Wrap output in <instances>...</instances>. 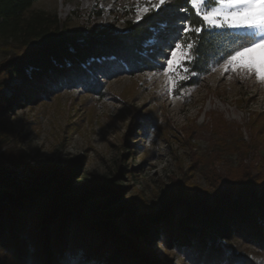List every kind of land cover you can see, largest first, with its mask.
<instances>
[{
	"label": "trees",
	"instance_id": "1",
	"mask_svg": "<svg viewBox=\"0 0 264 264\" xmlns=\"http://www.w3.org/2000/svg\"><path fill=\"white\" fill-rule=\"evenodd\" d=\"M34 2L0 0V38L18 42L11 57L0 61V125L16 105L39 103L62 89L99 79L155 69L152 53L176 31L175 14L162 12L129 21L119 31L92 26L79 40L60 30L55 14L31 10ZM191 22L198 26L194 15ZM224 50L214 39L203 41L199 77L219 65ZM12 78L18 83L6 96L2 89ZM14 172L10 164H0L5 264H62L69 250L84 257L85 264H174L173 257L193 264L186 254L195 264H239L241 254L226 243L237 239L264 251V182L228 177L221 182L222 176L208 175L210 191L193 194L182 185L183 191L173 190L158 208L138 215L133 206L115 203L123 189L97 185L81 194L72 190L77 174L71 169H48L23 182Z\"/></svg>",
	"mask_w": 264,
	"mask_h": 264
},
{
	"label": "rangeland",
	"instance_id": "2",
	"mask_svg": "<svg viewBox=\"0 0 264 264\" xmlns=\"http://www.w3.org/2000/svg\"><path fill=\"white\" fill-rule=\"evenodd\" d=\"M136 5L137 0H35L31 10L55 14L60 30L81 40L92 26L114 32L137 22ZM17 46L0 38V61ZM238 62L256 63L264 76V47ZM99 80L94 92L65 88L39 103L7 110L0 152L2 164L15 168L18 181L48 169H71L77 174L72 190L123 189L115 203L133 206L138 215L149 213L148 205L158 208L173 190L210 191L208 175L222 176L221 182L224 177L264 182V80L254 73L222 72L218 65L172 92L156 68ZM17 83L8 79L3 93L11 95ZM146 112L155 122L147 135L137 119ZM118 171L121 175L113 179ZM226 243L241 254L239 264H264L260 248L240 239ZM172 261L184 263L176 257Z\"/></svg>",
	"mask_w": 264,
	"mask_h": 264
},
{
	"label": "snow or ice",
	"instance_id": "3",
	"mask_svg": "<svg viewBox=\"0 0 264 264\" xmlns=\"http://www.w3.org/2000/svg\"><path fill=\"white\" fill-rule=\"evenodd\" d=\"M162 12L175 14L176 31L161 44L159 50L152 53L151 63L167 78L169 92L178 91L192 77H199L196 68L201 47L203 41L210 39L216 41L218 48L225 49L217 60L222 72L254 73L257 79L264 80L261 68L256 63L238 62V58L245 53H253L264 47V0H145L143 5L137 0L135 19L140 21L146 16ZM193 15L198 26L191 22ZM83 86L100 87L97 82ZM137 119L142 122L146 135L155 127L151 113L138 114ZM46 158L55 159L51 155H46ZM2 163L3 153L0 152ZM5 255L0 245V264H5ZM186 255L195 264L193 256ZM62 264H85V258L69 250L62 258Z\"/></svg>",
	"mask_w": 264,
	"mask_h": 264
}]
</instances>
